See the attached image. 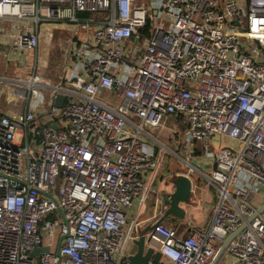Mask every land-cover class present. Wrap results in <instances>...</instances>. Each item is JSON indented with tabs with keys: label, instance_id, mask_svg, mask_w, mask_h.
Here are the masks:
<instances>
[{
	"label": "built area",
	"instance_id": "1",
	"mask_svg": "<svg viewBox=\"0 0 264 264\" xmlns=\"http://www.w3.org/2000/svg\"><path fill=\"white\" fill-rule=\"evenodd\" d=\"M245 3L241 25L233 0L224 12L218 0H0L16 49L37 44L40 20L78 23L63 79L33 72L31 109L0 113V264H56L63 234L60 264H125V209L161 163L144 126L170 115L187 166L199 143L215 161L218 197L208 226L180 236L159 222L151 243L169 264H208L245 223L217 264H264V0ZM39 86L51 88L46 104ZM104 89L115 105L96 97ZM217 136L232 142L214 147Z\"/></svg>",
	"mask_w": 264,
	"mask_h": 264
},
{
	"label": "crops",
	"instance_id": "2",
	"mask_svg": "<svg viewBox=\"0 0 264 264\" xmlns=\"http://www.w3.org/2000/svg\"><path fill=\"white\" fill-rule=\"evenodd\" d=\"M48 23H38V40L34 47L16 49L12 45L10 35L14 26L10 20L0 17V113L11 115L31 109L35 91L26 83V79L33 72L37 74L36 72L39 70V40L52 35V31L46 30ZM76 32L78 31H75L73 35H76ZM73 35L66 36L65 42L69 40V44L65 47L63 45L64 52L67 51ZM48 46H51V43L44 47ZM63 67L59 68L60 73L63 71ZM57 75L60 76V74ZM182 144L180 141L179 146ZM199 144L196 145L195 155L193 154L190 158V166H187V163H180L184 164L186 170H176V172L186 173L191 178V202L180 203L185 210L184 218L181 219L170 214L162 221V223L174 227L180 236L189 234L196 226H208L217 202V188L207 177L213 161L210 164L211 159L202 154ZM197 150L200 152L196 153ZM160 166L155 176H151L149 172L144 174L145 179L151 180L152 186L146 199L143 202L134 200L125 209L126 222L122 245L124 260H127V255L135 250L133 239L137 236L136 229L143 228L161 217L166 208V204L161 200V194L173 190L172 183L168 181L171 170L165 169L164 165ZM226 259V254H223L219 262H226ZM160 261L162 264H169V260L163 256L160 257Z\"/></svg>",
	"mask_w": 264,
	"mask_h": 264
},
{
	"label": "rangeland",
	"instance_id": "3",
	"mask_svg": "<svg viewBox=\"0 0 264 264\" xmlns=\"http://www.w3.org/2000/svg\"><path fill=\"white\" fill-rule=\"evenodd\" d=\"M229 0H218L219 9L221 11L224 10V2ZM236 3L241 2L242 8L239 10L240 24L244 25L246 22V3L245 0H233ZM93 14V12H88ZM80 14V13H79ZM12 22V21H11ZM15 25L21 24L20 21L14 20ZM41 24L45 22L48 23L47 31H52V35H50L46 39L42 38L39 40V58H38V69L40 72H36L40 77L49 78L51 83H57L59 80L60 74L59 68L61 69L64 65L65 60V52L63 50L64 47L69 44V40L65 42L67 35H73L75 31H78V23L77 21L63 20V19H51V20H40ZM225 24L233 26L235 25L231 18L226 16ZM264 41V39H263ZM65 42V43H64ZM51 43V46H47ZM53 44V45H52ZM135 46H140L141 41L134 43ZM47 50L48 53H47ZM39 94L42 96V101L46 104L48 102V96L51 88L48 86H39L38 87ZM115 89H104L101 92L96 94V97L99 99H109V102L112 104L117 103ZM130 118L138 122V118L134 115H131ZM181 126L180 122L174 117V115L168 116L157 128H151L144 126V129L148 134L151 135L150 141L154 144L155 149L158 151V155L161 156L160 165L165 167L168 170H181V167L184 166L180 163H186V153L184 150V146L180 145L181 141ZM20 135H17V139L19 140ZM214 147L218 146L220 143L232 142L231 139H227V137L217 136L213 139ZM179 147V148H178ZM211 148H213L211 146ZM211 164V161H210ZM160 166V167H161Z\"/></svg>",
	"mask_w": 264,
	"mask_h": 264
},
{
	"label": "water",
	"instance_id": "4",
	"mask_svg": "<svg viewBox=\"0 0 264 264\" xmlns=\"http://www.w3.org/2000/svg\"><path fill=\"white\" fill-rule=\"evenodd\" d=\"M247 2V0H246ZM76 35L74 34L72 36V39H75ZM70 50H71V43L67 49V59L64 62V67L62 71V75L60 79L62 80L64 77V71L67 67V61L70 55ZM64 100V94L62 92H59L56 96L55 99V104L60 106L63 103ZM30 125L36 126L37 121H32ZM52 126H55L54 123L51 124ZM216 163L213 161L212 163V168H215ZM181 170L185 171L186 167L183 166L181 167ZM168 181L172 183L173 185V190L170 192H162L161 194V200L166 204V208L161 215L160 218H158L155 222L148 224L147 226L143 228H137V236L133 239V243L135 245V250L127 255V261L125 264H162V261H160L161 253L160 251L151 243L150 241V234L149 232L154 231V226L158 224L159 222H162L163 219L170 215L173 214L178 218L183 219L185 210L184 208L180 205L181 202L184 203H190L191 198V178L186 174L182 172H176V170H172L170 173V176L168 178ZM264 209V203L258 207L257 211H261ZM62 215V213H61ZM63 216V215H62ZM252 216L248 218L250 220ZM65 220V219H63ZM245 226V223H241L236 229L232 230L229 232L221 242L220 246L218 247L215 255L211 258L208 264H217L222 257V255L225 252L226 246L228 242ZM65 237V235H60L58 239V244L55 249V253L58 256V261L56 264H60V258H61V253H60V242ZM48 250L47 245H43L40 247H35L33 250H31V254L36 255L40 251H46Z\"/></svg>",
	"mask_w": 264,
	"mask_h": 264
},
{
	"label": "trees",
	"instance_id": "5",
	"mask_svg": "<svg viewBox=\"0 0 264 264\" xmlns=\"http://www.w3.org/2000/svg\"><path fill=\"white\" fill-rule=\"evenodd\" d=\"M180 125L182 124L180 123ZM182 131H183V127L181 126V134H182ZM199 152H200L199 150L196 151V153H199Z\"/></svg>",
	"mask_w": 264,
	"mask_h": 264
}]
</instances>
